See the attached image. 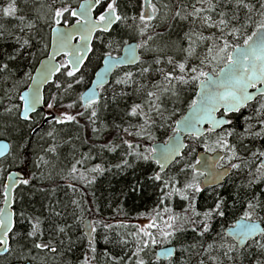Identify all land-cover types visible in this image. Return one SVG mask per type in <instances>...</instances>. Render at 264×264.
Here are the masks:
<instances>
[{
	"label": "snow or ice",
	"instance_id": "obj_1",
	"mask_svg": "<svg viewBox=\"0 0 264 264\" xmlns=\"http://www.w3.org/2000/svg\"><path fill=\"white\" fill-rule=\"evenodd\" d=\"M0 14L16 21L0 23V264H72L77 232L93 264L98 228L123 253L105 249L109 264H264V0H7ZM112 169L132 176L125 219L95 215L83 189L71 212L54 199L57 178L76 193Z\"/></svg>",
	"mask_w": 264,
	"mask_h": 264
},
{
	"label": "trees",
	"instance_id": "obj_2",
	"mask_svg": "<svg viewBox=\"0 0 264 264\" xmlns=\"http://www.w3.org/2000/svg\"><path fill=\"white\" fill-rule=\"evenodd\" d=\"M42 0H29V4L25 5L22 3V0H16V3L18 7L24 8L26 11L28 8H30L33 5H38L41 3ZM7 0H0V5L6 4ZM24 14V13H20ZM0 23H5L8 25L16 23L14 19H5L3 18L2 14H0ZM180 32L179 27H174L169 35L174 39L176 38V35ZM6 46V45H5ZM68 131L70 134H77L75 132V129L73 126H68ZM81 135H87V132L80 133ZM85 151H87V146L84 148ZM60 157L61 160L64 161L65 164H68L72 161L71 151L72 147L71 144H64L60 146ZM107 160L110 163H116L117 159L114 154H106ZM96 162H102L99 158H97L96 161L89 162L88 164H85L84 167H89L91 163ZM107 166V165H105ZM132 176L131 173H121L116 169H112L111 171H105L103 174L97 175V179L95 182H93L91 185H84L82 183H77V189L78 191L74 193L72 189L68 188L66 183L63 180H60L57 178V183L59 184V188L55 193L54 199L60 200L62 204L68 205V211H72V205L71 200L73 198H80V189H83V197L84 199L91 204L93 208V212L95 210V207L98 205L100 208L99 213H95L98 217H102L107 221L114 222L117 220L116 218H125L123 216H120L116 214L115 209L118 202L124 203L125 210L132 207V202L127 201L123 202L120 197L118 196V193L120 192L122 186L129 182L131 180ZM41 197L37 196L33 203L35 204V207L37 209L40 208V201ZM45 203L47 201H44ZM137 203H141L137 201ZM143 203L150 204V201H145ZM130 218H135V216L132 213H129ZM70 219V217H69ZM70 233L73 237L74 247L72 248V251L69 253L65 249V259L70 260L72 264H80V260L82 259V254L87 251V241H79L77 240V235ZM106 233L102 228H98L97 235H96V247L97 251L95 253L96 260L93 262V264H109L108 259L104 256L105 249L108 250L112 255H122L121 247L117 244H109L106 243L103 239V236ZM113 237H115V232H113ZM193 234L189 233V239H191V236ZM67 243V241H66ZM192 264H196V257H193Z\"/></svg>",
	"mask_w": 264,
	"mask_h": 264
},
{
	"label": "rangeland",
	"instance_id": "obj_3",
	"mask_svg": "<svg viewBox=\"0 0 264 264\" xmlns=\"http://www.w3.org/2000/svg\"><path fill=\"white\" fill-rule=\"evenodd\" d=\"M116 219L123 220V219H125V218H116ZM131 220H132L133 222H139V221L136 220V218H131Z\"/></svg>",
	"mask_w": 264,
	"mask_h": 264
}]
</instances>
